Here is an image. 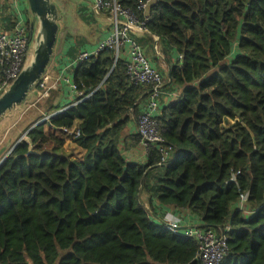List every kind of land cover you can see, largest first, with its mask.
Listing matches in <instances>:
<instances>
[{"label":"trees","instance_id":"16d2710c","mask_svg":"<svg viewBox=\"0 0 264 264\" xmlns=\"http://www.w3.org/2000/svg\"><path fill=\"white\" fill-rule=\"evenodd\" d=\"M142 1L115 0L140 19ZM146 29L175 55L163 83L180 92L157 116L174 160L150 183L155 149L142 163L124 158L119 142L146 89L110 49L90 57L72 71L88 96L31 128L0 164V264H200L194 239L152 217V196L204 229L228 225L220 264H264V0H155ZM57 96L41 100L44 114L61 108ZM63 127L80 131L78 157ZM245 192L247 212L231 209Z\"/></svg>","mask_w":264,"mask_h":264},{"label":"built area","instance_id":"2783aa9c","mask_svg":"<svg viewBox=\"0 0 264 264\" xmlns=\"http://www.w3.org/2000/svg\"><path fill=\"white\" fill-rule=\"evenodd\" d=\"M154 2L155 0H144L139 4L138 9L143 13V18L140 19L128 9L118 6L115 0H93L91 3L92 15L98 16L103 12H109L112 25L111 33L93 48L79 50L74 57L65 61L56 77L49 76L44 72L35 85L38 90L34 92L38 99H42L48 95L49 91L57 90L59 85H64L72 96L70 102L42 119L46 121L88 96L77 88L72 79V71L78 65L103 50L110 49L115 55V61L122 58L123 52L126 53V58L123 60L126 75L133 83L141 84L146 89L144 110L138 114L134 122V134L139 138L140 153L145 159L149 148L155 149L159 154L158 165L162 166L174 160V148L167 144L161 136L157 116L161 107V99L165 96L172 99L173 94L162 90V75L153 67L144 51L131 36V33H146L150 6ZM0 9H2L0 11L1 96L29 64V46L32 38L27 20L18 6L17 0H10V4L5 0H0ZM4 12H7L9 16L8 21L1 19ZM154 38L157 43L158 37L154 36ZM61 130L70 140L80 135L77 128L63 127ZM247 197L246 192L241 193L236 203V207L243 212H247L245 211ZM181 218V216L174 215L164 226L173 233H181L196 241L198 246L196 257L200 264H220L228 251L226 232L229 230V226L225 225L224 229L215 231L202 228L201 221L196 223L194 220H190L182 231H178V226L182 222Z\"/></svg>","mask_w":264,"mask_h":264},{"label":"crops","instance_id":"0c3cea01","mask_svg":"<svg viewBox=\"0 0 264 264\" xmlns=\"http://www.w3.org/2000/svg\"><path fill=\"white\" fill-rule=\"evenodd\" d=\"M8 4H10V0H5ZM93 0H82L83 3L89 5V13L91 12V6ZM18 6L23 11L24 17L27 20L28 17L26 16V12L28 13L27 6L25 3V0H17ZM2 9H0L1 11ZM4 16L1 18L2 20L8 21L9 16L7 12L3 13ZM92 14V13H91ZM82 19H85L84 15L81 16ZM93 18L96 19V28L94 36H92V39L85 40L83 38H80L76 35H69L67 38H65L64 42L62 43V47L59 51L56 53H53V57L51 59V65L48 67V70L46 73H48L49 76L56 77L59 73L63 63L67 61L68 59L74 57V55L79 50L84 49H91L94 46L97 45V43L108 36L111 31V20H110V14L108 13H101L98 16L92 15ZM28 22V21H27ZM59 27V26H58ZM109 28V30H107ZM132 38L136 41V43L141 47V49L144 51L145 55L149 59L150 63L153 65V67L162 75L163 79H168V68H169V60L172 61V57L175 59L174 53L170 50L168 54H165L163 51H161L158 43H156L154 36L152 38H146L145 33H131ZM153 39V40H152ZM91 42V43H90ZM80 43H88L85 45H82ZM156 43V44H155ZM157 45V47H155ZM152 47V48H151ZM162 48V47H161ZM167 48V47H166ZM151 49L153 50V53H151ZM121 60L123 61L126 58V53L123 52L121 55ZM50 69V70H49ZM162 90L164 92L172 93L174 98H168L167 96L163 97L161 99V107L166 105L171 100L175 99L176 96L179 94V89H175L173 87H170L168 84L162 86ZM58 93L57 96V102L60 107H62L64 104L70 102L72 100V96L69 93V90L64 85H59L58 89L55 90ZM144 103L145 100L142 99L139 102L138 105V111L139 113L144 110ZM134 121H130L127 125L126 131L123 135V137L120 139L119 146L121 149V154L124 156L125 159H128L127 161H133L142 163L144 160L143 154L140 153V146L139 144H134V141L132 140V136L134 135ZM70 140V139H68ZM1 148V145H0ZM1 159V158H0ZM164 172V168L162 166L156 167L151 174L148 176V182L152 183L156 176L162 175ZM142 198L145 201V206L148 208V194L147 192H142ZM151 198V197H150ZM155 205V212L152 214V217L154 219H163L165 223H167L172 216L178 215L181 216L182 222L181 225L178 226L179 230L182 231L183 228L186 226V224L190 220H194L196 223L199 222L198 217L195 215H192L190 211L187 209H175L173 207H160L156 202V199L154 196H152L151 199ZM236 207L233 205L231 209H234Z\"/></svg>","mask_w":264,"mask_h":264},{"label":"rangeland","instance_id":"374dc122","mask_svg":"<svg viewBox=\"0 0 264 264\" xmlns=\"http://www.w3.org/2000/svg\"><path fill=\"white\" fill-rule=\"evenodd\" d=\"M51 2H53L57 6L59 11V17L57 20L59 28L56 35V42L54 45L53 53H56L57 51L60 50L65 38H67L69 35L71 36L76 35L85 40L92 39V36H94L95 33L97 18H93L91 12L89 13L88 4L83 3L82 0H51ZM25 14L28 17L27 21H31L32 18L30 16L29 11L28 13L26 12ZM83 15L85 19H82L81 16ZM36 30H37V23H35L34 33H36ZM107 30H109V28ZM33 43H34V37H32L29 46L30 62L34 57ZM80 44L85 45L88 43L85 44L80 43ZM233 48L234 50H236V46H234ZM151 53H153L152 49H151ZM51 59L46 67L45 74L48 70V67H50L51 65ZM37 90L38 89L36 87L33 88V91H37ZM52 91L55 90L49 91L48 95L42 99H38V97H36L35 94L31 92L28 98L22 104L17 105L11 110L7 111L0 118V145H1L0 149L2 150L4 148L1 153L2 157L7 155V153L11 150L13 145L19 139L25 138L26 136L25 132L28 129L27 127L30 126L33 121L37 120L42 116L44 117L46 116V114H44L45 111L44 109H42L40 103L41 100L47 99ZM39 120H41V118ZM64 148L67 153L74 155V157H78V155H80L79 149L76 148L72 140H67ZM163 223L166 224L165 222Z\"/></svg>","mask_w":264,"mask_h":264},{"label":"water","instance_id":"95a60500","mask_svg":"<svg viewBox=\"0 0 264 264\" xmlns=\"http://www.w3.org/2000/svg\"><path fill=\"white\" fill-rule=\"evenodd\" d=\"M25 3L32 18L29 22L30 35L31 38L34 37V57L32 61L18 74L9 89L0 96V118L7 111L22 104L31 92L36 95L33 88L44 74L50 59L53 57V49L59 28L57 23L59 17L57 6L51 2V0H25ZM35 23H37L36 34L34 33ZM112 58L114 59V66L116 62L114 53H112ZM43 122L44 120L42 119L35 122L26 130L25 135L31 130V128ZM21 139H19L14 146ZM3 149H0V156ZM6 156L7 155L1 157L0 164L4 161Z\"/></svg>","mask_w":264,"mask_h":264}]
</instances>
